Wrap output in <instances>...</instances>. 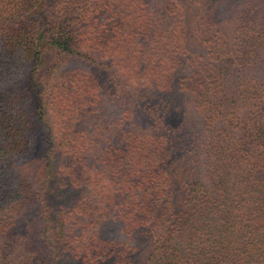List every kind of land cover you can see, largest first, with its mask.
<instances>
[{
  "label": "trees",
  "instance_id": "trees-1",
  "mask_svg": "<svg viewBox=\"0 0 264 264\" xmlns=\"http://www.w3.org/2000/svg\"><path fill=\"white\" fill-rule=\"evenodd\" d=\"M0 264H264V0H0Z\"/></svg>",
  "mask_w": 264,
  "mask_h": 264
},
{
  "label": "rangeland",
  "instance_id": "rangeland-1",
  "mask_svg": "<svg viewBox=\"0 0 264 264\" xmlns=\"http://www.w3.org/2000/svg\"><path fill=\"white\" fill-rule=\"evenodd\" d=\"M41 176H42V170L41 169L35 170V177L38 178V177H41Z\"/></svg>",
  "mask_w": 264,
  "mask_h": 264
}]
</instances>
